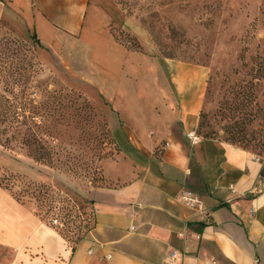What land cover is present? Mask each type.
Wrapping results in <instances>:
<instances>
[{"label":"crops","instance_id":"obj_1","mask_svg":"<svg viewBox=\"0 0 264 264\" xmlns=\"http://www.w3.org/2000/svg\"><path fill=\"white\" fill-rule=\"evenodd\" d=\"M0 19L58 55L76 87L108 108L117 147L90 192L94 225L73 249L0 187V264H166L171 252L179 264H264V192L252 193L262 160L188 138L204 110L208 67L118 43L107 0H0ZM70 50L84 61L65 63ZM186 192L197 207L182 201Z\"/></svg>","mask_w":264,"mask_h":264},{"label":"rangeland","instance_id":"obj_2","mask_svg":"<svg viewBox=\"0 0 264 264\" xmlns=\"http://www.w3.org/2000/svg\"><path fill=\"white\" fill-rule=\"evenodd\" d=\"M107 1L118 43L210 69L198 136L264 162V0ZM5 49L14 56L4 60ZM63 53L65 63L84 61L80 50ZM63 61L0 19V96L9 100L5 106L25 104L26 118L0 123V186L70 250L94 225L90 192L101 185L103 164L117 147L108 108L76 87ZM31 134L44 146L39 162L26 144Z\"/></svg>","mask_w":264,"mask_h":264},{"label":"trees","instance_id":"obj_3","mask_svg":"<svg viewBox=\"0 0 264 264\" xmlns=\"http://www.w3.org/2000/svg\"><path fill=\"white\" fill-rule=\"evenodd\" d=\"M34 43L36 45L39 44V42L34 38ZM3 59L5 60L6 58H11L12 56H14V51L10 50V49H5V52H3ZM22 72L24 74L27 73V70L25 68H21ZM19 76H21L20 73H18ZM5 100V101H3ZM5 102H9V100H6L5 98H3L2 96H0V123H5L8 119H10V121L12 120V122H18L20 118H24L22 113L25 110V104L23 103H18L16 105H11V106H5L3 103ZM26 119V118H24ZM24 125V124H23ZM12 132L14 133H18V135L20 134V131L16 128H12L11 129ZM8 131H5V133H7ZM30 139L26 140V144H28L27 147L33 148V152L35 153V157H37L35 160L37 162L40 161V159L43 158L44 156V146L40 145L39 139L35 136V135H30ZM11 140L10 139H6L5 140V146L10 145ZM25 145V144H24ZM262 178L264 179V162H263V170H262ZM1 187V186H0ZM3 188V187H2ZM6 189V188H4ZM8 190V189H6Z\"/></svg>","mask_w":264,"mask_h":264},{"label":"built area","instance_id":"obj_4","mask_svg":"<svg viewBox=\"0 0 264 264\" xmlns=\"http://www.w3.org/2000/svg\"><path fill=\"white\" fill-rule=\"evenodd\" d=\"M189 140L191 143L197 144L198 142L201 141V137L198 136L197 133H191L188 135ZM233 192H235L233 190ZM264 192V179L261 177L260 183L258 186L254 189L252 192L254 195H260ZM182 201L190 206V207H197L199 205V200L193 197V194L190 192H186L185 195L182 198ZM182 255L178 254L177 252H171L170 255L168 256L166 260V264H179V261L181 259Z\"/></svg>","mask_w":264,"mask_h":264}]
</instances>
